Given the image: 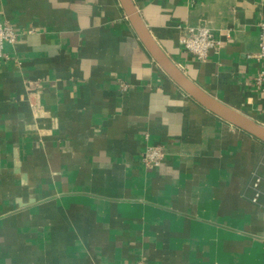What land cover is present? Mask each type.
I'll list each match as a JSON object with an SVG mask.
<instances>
[{
  "label": "crops",
  "instance_id": "crops-1",
  "mask_svg": "<svg viewBox=\"0 0 264 264\" xmlns=\"http://www.w3.org/2000/svg\"><path fill=\"white\" fill-rule=\"evenodd\" d=\"M131 1L191 82L264 126V0ZM0 21L18 32L0 58V264H264L246 198L264 144L180 89L118 0H0ZM200 25L221 43L204 61L179 43Z\"/></svg>",
  "mask_w": 264,
  "mask_h": 264
},
{
  "label": "built area",
  "instance_id": "built-area-1",
  "mask_svg": "<svg viewBox=\"0 0 264 264\" xmlns=\"http://www.w3.org/2000/svg\"><path fill=\"white\" fill-rule=\"evenodd\" d=\"M259 44L256 60L261 63V68L256 75L255 84L264 85V20L258 23ZM18 32L7 22L0 21V58L4 57L3 47L5 44H14L17 41ZM180 46L197 61H204L210 51H218L221 43L217 41L211 30L203 25L185 27L180 38ZM122 92L128 90V85H121ZM164 152L159 145H147L141 155V161L147 169H158L163 162ZM247 200L254 206L264 210V151L257 161L251 173L246 187Z\"/></svg>",
  "mask_w": 264,
  "mask_h": 264
},
{
  "label": "water",
  "instance_id": "water-1",
  "mask_svg": "<svg viewBox=\"0 0 264 264\" xmlns=\"http://www.w3.org/2000/svg\"><path fill=\"white\" fill-rule=\"evenodd\" d=\"M137 38L164 73L191 99L216 117L264 144V126L234 110L191 82L154 41L131 0H118Z\"/></svg>",
  "mask_w": 264,
  "mask_h": 264
}]
</instances>
